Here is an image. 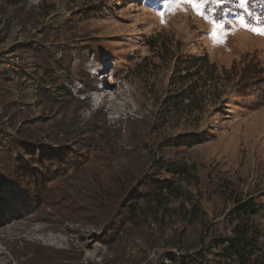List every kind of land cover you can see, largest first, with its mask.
<instances>
[{"label": "rangeland", "instance_id": "374dc122", "mask_svg": "<svg viewBox=\"0 0 264 264\" xmlns=\"http://www.w3.org/2000/svg\"><path fill=\"white\" fill-rule=\"evenodd\" d=\"M236 8L229 2L209 12L205 5L212 20L232 21L225 42L214 43V24L186 0H0V66L26 77L11 85L17 103H0L1 128L13 139L26 131L45 149L80 144L37 200L17 185L1 186L0 264H172L171 256L192 254L203 239L228 235L223 220L234 196L264 206V35L241 27L236 14L244 10ZM260 16L255 25L264 27ZM158 35L171 36L185 56L207 55L227 69L242 61L263 74L242 77L200 121L160 123L173 68L147 45ZM42 66L71 94L57 111L41 103L32 80ZM187 135L200 141L179 146ZM155 158L189 166L183 199L169 203L172 214L126 225L107 244L104 221L127 194L128 175L140 177Z\"/></svg>", "mask_w": 264, "mask_h": 264}, {"label": "trees", "instance_id": "16d2710c", "mask_svg": "<svg viewBox=\"0 0 264 264\" xmlns=\"http://www.w3.org/2000/svg\"><path fill=\"white\" fill-rule=\"evenodd\" d=\"M5 1L12 6L20 3V0ZM231 4L234 5V10H237L234 0H231ZM262 6L264 0H250L248 5L253 16L260 18V13L264 17ZM147 45L161 65H172L173 68L171 90L160 99L156 114L160 123L173 117L200 121L206 110L221 102L228 90L241 82L242 77L251 78L263 74V71L251 70V67L242 61L227 69L212 62L207 55L185 56L180 46H176L175 40L169 35L153 37ZM40 70L32 76V80L40 86L41 103L57 111V104L66 101L71 94H68L64 86H58V77L50 73L46 66H42ZM16 74L17 77L14 78L12 73L0 66V103L6 106L17 103L12 95V83L18 79L22 83L26 79ZM86 83L92 85L88 81ZM52 92L55 94L50 95ZM1 124L3 123L0 122V188L3 184L17 185L29 199L37 200L45 192L47 183L54 181L60 171L74 160V149L80 147V144L71 149L61 146L45 149L42 141H32V134L26 131L22 132L26 134L24 138H11L4 133ZM65 136L66 142L73 143L72 136ZM199 141V138L187 135L177 143H181L179 146H189ZM164 170L171 176L162 178L160 174ZM190 172L189 166L184 162L163 161L157 158L153 159L148 171L146 168L142 170L140 177L135 170L130 172V188L127 194L115 212L104 221L103 241L110 244L118 239L126 225L138 226L142 221H156L161 212L164 215L168 212L172 214V210L168 208L169 203L183 199V184L191 178ZM121 181L118 177L117 182L125 190L126 184ZM233 202L232 209L223 220L231 234L215 237L207 242V238L203 239L192 254L171 256L172 264H264V227L260 222L264 206L257 198L250 196L246 199L234 196ZM179 207L183 208V203ZM199 210V207L194 205L191 214L197 216ZM64 261L66 260L59 259V262Z\"/></svg>", "mask_w": 264, "mask_h": 264}, {"label": "snow or ice", "instance_id": "6c2138e0", "mask_svg": "<svg viewBox=\"0 0 264 264\" xmlns=\"http://www.w3.org/2000/svg\"><path fill=\"white\" fill-rule=\"evenodd\" d=\"M186 2L192 4L193 7L195 8V10L197 11V13H199L200 15H204L205 19H209L210 22L214 24L213 33H212L214 43H224L225 37L228 34L224 29V25L225 24H232V21L227 20V19L212 20L210 17L205 15L203 9H204L205 5H208L207 10L209 12H216L217 9L220 8L221 4L229 3V2H231V0H200L199 3H197V0H186ZM248 2H249V0H237V3L235 6L240 8V9H243L244 12L243 13H237L236 18H237V20H239L241 27L247 28V30L253 31L256 34L264 35V27H257L255 25V21L259 20L260 18L254 17L253 13L248 11V7H247ZM224 11H227V10H224ZM244 13H247L248 22H246L243 19ZM160 15H163V13H160ZM3 196H4L3 191H0V198H2Z\"/></svg>", "mask_w": 264, "mask_h": 264}, {"label": "built area", "instance_id": "2783aa9c", "mask_svg": "<svg viewBox=\"0 0 264 264\" xmlns=\"http://www.w3.org/2000/svg\"><path fill=\"white\" fill-rule=\"evenodd\" d=\"M227 233H228V235H230L231 234V231L230 230H227ZM133 253H135V250H133Z\"/></svg>", "mask_w": 264, "mask_h": 264}]
</instances>
